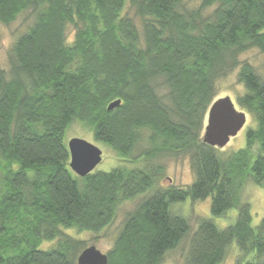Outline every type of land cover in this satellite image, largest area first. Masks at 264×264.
Segmentation results:
<instances>
[{
	"label": "trees",
	"instance_id": "trees-1",
	"mask_svg": "<svg viewBox=\"0 0 264 264\" xmlns=\"http://www.w3.org/2000/svg\"><path fill=\"white\" fill-rule=\"evenodd\" d=\"M23 14L0 69V264H76L88 246L74 235L102 233L136 199L106 264H162L181 244V264H222L234 251V264H264V217L254 226L241 197L247 178L264 191V77L238 60L264 55V0L190 11L182 0H0V24ZM236 70L235 107L254 127L244 149L222 155L201 136L217 82ZM75 123L121 165L76 176L64 143ZM169 159L187 160L190 184H159ZM207 199L212 217L236 208L234 223L171 210Z\"/></svg>",
	"mask_w": 264,
	"mask_h": 264
},
{
	"label": "rangeland",
	"instance_id": "rangeland-1",
	"mask_svg": "<svg viewBox=\"0 0 264 264\" xmlns=\"http://www.w3.org/2000/svg\"><path fill=\"white\" fill-rule=\"evenodd\" d=\"M199 5L200 0H182V7L184 10H197ZM210 11H212V8L204 10L201 16L203 18L208 16ZM124 14L135 21V23H139V19L136 17L134 9L130 7V5H127L125 8ZM28 22V14H23L19 16L15 22L9 25L0 24V69L8 71V53L10 47L12 46L16 37L25 30ZM238 60L240 62H248L261 76L264 77V55L259 53L257 50L253 49L241 54L238 57ZM236 74L237 70L232 71L226 78L217 82L215 88V100L228 96L235 103L236 95L241 92V87L236 82ZM161 82L162 81L159 82L160 86L162 85ZM246 117V123L240 132L229 140L227 146H225L223 149H219L222 155L226 153L228 154L230 152H236L245 148L246 131L250 127H254V123L251 118L248 115ZM72 138H80L93 143L102 151L101 163L94 169V172H109L118 165H121V158L109 147L103 144L95 143L91 139L90 133L80 124L75 123L66 130L64 143L67 144V142ZM257 149V146L252 148L253 155L257 153ZM192 178L193 177L186 159H169L165 162L164 178L159 182V184L162 186H167L171 183L176 186L188 185L191 183ZM248 179L250 178H247L245 186L241 189V197L243 202L249 204L252 215V224L256 226L264 217V191L262 188L256 186ZM137 201L138 199L121 205L118 209V215L114 224L104 230L102 233L98 235L82 233L76 234L74 236L80 241L86 243L88 247L94 246L101 253L105 254L112 246L114 236L118 232L124 214L130 211ZM171 210L173 213L180 214L190 220L191 224H194L193 221L198 218L197 216L211 219L220 229L227 228L229 225L233 224L237 217L236 208L229 210L224 216L212 217L210 214V199H207L204 202L201 201L196 203H192L190 200H187L183 203L173 205ZM44 247L45 246H43V249ZM231 247H236V245L233 244ZM185 249V244H181L176 251L170 252L165 256L162 264H181ZM236 254V251L230 253L222 264H234V257Z\"/></svg>",
	"mask_w": 264,
	"mask_h": 264
},
{
	"label": "water",
	"instance_id": "water-1",
	"mask_svg": "<svg viewBox=\"0 0 264 264\" xmlns=\"http://www.w3.org/2000/svg\"><path fill=\"white\" fill-rule=\"evenodd\" d=\"M120 101L112 102L107 110L111 111L120 105ZM247 115L235 107L230 97L214 100L210 105L202 134V142L216 149H223L229 140L235 137L246 123ZM70 170L83 178L94 172L101 163L102 151L93 143L80 138H72L67 143ZM107 256L94 246L85 248L76 259V264H106Z\"/></svg>",
	"mask_w": 264,
	"mask_h": 264
},
{
	"label": "bare ground",
	"instance_id": "bare-ground-1",
	"mask_svg": "<svg viewBox=\"0 0 264 264\" xmlns=\"http://www.w3.org/2000/svg\"><path fill=\"white\" fill-rule=\"evenodd\" d=\"M119 106H120V105H119ZM119 106H118V107H119ZM116 108H117V107H116ZM114 109H115V108H114ZM114 109H113V110H114Z\"/></svg>",
	"mask_w": 264,
	"mask_h": 264
}]
</instances>
